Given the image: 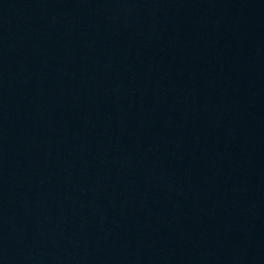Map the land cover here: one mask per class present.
I'll use <instances>...</instances> for the list:
<instances>
[{"label": "water", "instance_id": "95a60500", "mask_svg": "<svg viewBox=\"0 0 264 264\" xmlns=\"http://www.w3.org/2000/svg\"><path fill=\"white\" fill-rule=\"evenodd\" d=\"M0 264H264V0H0Z\"/></svg>", "mask_w": 264, "mask_h": 264}]
</instances>
